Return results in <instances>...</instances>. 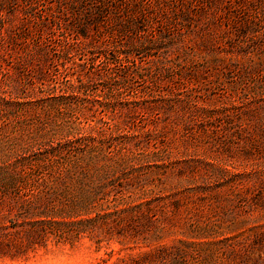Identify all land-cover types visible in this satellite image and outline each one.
<instances>
[{"label": "rangeland", "instance_id": "374dc122", "mask_svg": "<svg viewBox=\"0 0 264 264\" xmlns=\"http://www.w3.org/2000/svg\"><path fill=\"white\" fill-rule=\"evenodd\" d=\"M11 93L33 102L10 108ZM75 126L125 144L111 205L140 195L157 219L0 264H142L160 246L181 252L176 264H264V0H0V141L36 150Z\"/></svg>", "mask_w": 264, "mask_h": 264}, {"label": "trees", "instance_id": "16d2710c", "mask_svg": "<svg viewBox=\"0 0 264 264\" xmlns=\"http://www.w3.org/2000/svg\"><path fill=\"white\" fill-rule=\"evenodd\" d=\"M131 10L133 12L134 9L122 12L128 18ZM99 13H102V9L97 10L95 15ZM116 14L118 12H114ZM256 18L260 20L258 16H253V19ZM119 28L135 29V26L127 21L126 25L120 24ZM158 43L161 41L157 37L139 40V44L145 46ZM112 63L114 61H110ZM123 73L126 75V72ZM74 89V86L69 85L61 89L60 93L52 94L50 100L54 102L48 104L49 107L60 108L62 100ZM3 99L10 108L33 102H23V96L12 93ZM93 127V124L88 126L90 130ZM69 130L61 141L54 144L40 138L36 142L43 144L36 150H32L35 138L29 139L26 145L16 139L6 145L0 141V256L46 247L49 240L58 243L60 239L92 238L101 226L109 229L125 226L134 231V227L140 225L147 230L157 219L152 214L149 201L143 200L140 195V202L133 206L127 203L120 208L111 205L116 199L111 197L115 196L111 192L120 186L116 184L117 177L109 180V176L115 174V167L110 160L115 150L125 149V144H119L118 147L117 144L116 149L112 148L111 151L102 146L103 136L85 135L78 126L70 127ZM130 167L137 171L135 165L131 164ZM91 169H94V174ZM135 178L137 176L130 172L119 180L128 184ZM118 193L124 195L121 189ZM106 203L107 208H115L114 212L102 209ZM101 211L105 212L100 214ZM177 251L179 255L172 256L176 251L160 246L157 251L144 252L140 262L168 264L164 261H171L176 264L179 258H184Z\"/></svg>", "mask_w": 264, "mask_h": 264}]
</instances>
